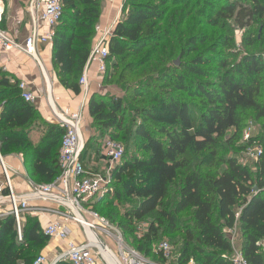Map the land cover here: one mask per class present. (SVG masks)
Segmentation results:
<instances>
[{
	"label": "trees",
	"instance_id": "1",
	"mask_svg": "<svg viewBox=\"0 0 264 264\" xmlns=\"http://www.w3.org/2000/svg\"><path fill=\"white\" fill-rule=\"evenodd\" d=\"M155 1L125 0L123 15L110 38L109 67L127 51L142 50L149 36L158 37L156 23L165 14L159 4L166 1ZM62 2L64 12L55 28L53 62L61 83L79 94V80L90 55L102 0ZM221 12L226 14L227 21L232 20L235 29L246 33L259 21L258 34L252 33L254 39L245 37L243 42L253 45L264 41V0L227 1ZM209 39H187L186 44L191 46L188 53L196 54L181 67L162 75L160 80L172 89L167 97L156 94L152 97V91H146L152 88L151 83L140 85L138 91H126L132 99L148 95L151 103L156 101L149 107H129L125 97L101 94L92 97L89 109L94 126L111 132L117 141L125 140L128 149L131 140L137 141L142 152L124 154L113 172L115 191L108 197L138 201L125 211L121 220L114 218L112 222L130 234L135 223L151 214L157 215L145 235L154 242L159 239L164 224L168 232L180 230L178 214L192 208L193 227L181 229L183 258L192 252L196 264H233V244L226 230L237 226L239 237L243 232L240 247L247 260L251 264H264V155L257 162L255 173L237 157L227 159L226 170L217 175L203 176L197 164L183 175L175 210L161 208L180 169L186 166L185 155L190 148L199 153L215 145L218 137L230 130L239 133L247 126L248 111L254 112L255 119H264V101H261L264 50L227 53L224 48L233 39L220 38L199 51L197 42ZM186 49L183 47L182 52ZM233 57L237 61L230 63ZM19 83L20 80L0 68V152H20L28 173L38 183H51L60 173L58 156L63 131L51 125L41 142L34 145L31 132L41 122V116L22 97ZM130 110L144 120L136 122L128 116ZM259 140L264 145V137ZM23 219L20 238L15 215L0 217V264H33L47 245L50 237L44 233L39 218L25 215ZM134 248L151 258L142 247Z\"/></svg>",
	"mask_w": 264,
	"mask_h": 264
},
{
	"label": "built area",
	"instance_id": "2",
	"mask_svg": "<svg viewBox=\"0 0 264 264\" xmlns=\"http://www.w3.org/2000/svg\"><path fill=\"white\" fill-rule=\"evenodd\" d=\"M5 5L0 0V46L7 52L19 50L36 57L37 46L40 43H50L54 39L55 28L61 22L64 5L62 0H29L27 12L31 20V32L25 41L16 39L6 28L2 26L5 17ZM47 27L46 35H41L40 27ZM113 28L103 31L101 25H97L95 33H98V40L93 45L84 71L80 77L79 84L81 91L88 100L90 95V67L95 64L99 74L103 75L108 71L110 55V38ZM22 97L27 102L35 101V96L28 91L26 82L19 83ZM84 108L71 113H57V122L63 131L61 147L58 156L60 173L51 183H37L29 177L30 189L27 192L19 193L14 184V176L18 172L8 166L0 154V165L4 174V190L0 193V217L8 214L15 215L18 222L19 237L22 238V216L30 210L32 201L48 202L53 206H35L37 211H51L60 217H65L79 223L85 229V241L82 243L69 242L65 251H62L54 261L67 262L69 264H98L102 257L105 264H109L98 247L95 245L87 226L99 230L102 241L111 249L116 245L119 249L120 264H191L179 263L175 260L174 247L167 241L162 240L154 249L161 261H154L144 255L140 250L126 243L120 230L113 227L110 222L101 216L94 208L88 210L85 204H95L102 198L113 195L114 181L113 172L116 166L121 163L125 146L122 142L113 139L111 136L103 137L102 150L108 160V167L105 172H87L81 161V154L85 149L83 136ZM257 127L250 123L243 132L245 144L244 156L248 160L256 162L264 155V145L257 138ZM264 189V187H263ZM237 218L240 212L237 214ZM91 217V218H90ZM43 231L50 238L67 239L70 231L66 224L54 222L43 228ZM226 232L233 244V264H251L238 246L239 232L237 226L227 229ZM264 245V243H263ZM113 250V249H112ZM48 259L40 254L33 264H47Z\"/></svg>",
	"mask_w": 264,
	"mask_h": 264
},
{
	"label": "rangeland",
	"instance_id": "3",
	"mask_svg": "<svg viewBox=\"0 0 264 264\" xmlns=\"http://www.w3.org/2000/svg\"><path fill=\"white\" fill-rule=\"evenodd\" d=\"M164 4L161 2L159 6L164 10L165 14L161 20H158L157 31L158 37L149 36L145 47L140 50L133 52H126L125 55L118 59L113 60L108 71L101 75L103 81V86L101 87L102 92L107 97H125L129 107H138L143 109L149 107L151 104H155L156 101H150L148 95L141 96L137 99H132L126 93L127 90L130 92L140 90V85H146L147 83L152 84L151 89H147V92L152 91V97L156 94L159 97H167V93L172 89L167 87L162 80V75L167 74L171 69L175 67H181L188 59L193 57L196 52L188 53L191 46L186 44V41L190 37H197L201 40L210 38L208 41L202 43L201 40L197 42V48L199 51L208 48L213 41L220 38H231L232 42L224 48L227 53H245L253 52L257 50H264V42H258L253 45H246L243 39L247 37V40L254 39L251 35H257L259 31V21L253 26L250 32L241 29H235L232 20L226 19V14L221 12L224 4L227 1H238V0H165ZM4 2V1H3ZM159 2L158 0L155 1ZM7 12V4L4 2ZM125 4V2H124ZM8 15V14H7ZM123 15V12H122ZM223 15L222 17H220ZM218 17V18H217ZM264 21V17L262 18ZM6 27V23L4 25ZM260 38V36H258ZM187 47L185 53L182 52V48ZM190 54V55H188ZM230 63L237 61V58L233 57L229 60ZM179 64H176V63ZM95 66L93 65L92 68ZM261 101H264V89L263 95L261 96ZM129 109V108H128ZM250 118L245 124L253 123L258 130L257 138L260 139L264 137V119H255L253 116V111L247 112ZM128 116L136 119V122L143 121L144 119L141 115L136 114L134 110L128 112ZM94 126V125H93ZM245 126V125H244ZM244 126L239 131V133L234 130H230L226 135L220 136L217 139L215 145L196 153L194 149L190 148L185 155L186 166L179 171V175L175 182L170 186V191L168 196L164 199L161 206L162 209H167L170 211L175 210L178 200H179V189L182 185L183 175L188 171L196 168L199 164L198 170L203 175H217L226 170L227 159L231 157H237L239 162L246 165L250 170L255 173L258 169V164L254 160H248L244 156L245 144L243 142V130ZM95 128L97 126H94ZM99 129V130H98ZM96 128L97 132H100V136H111V132L105 131L101 128ZM40 135L35 133V138H39ZM122 140L121 138H118ZM125 145V154L141 155L142 152L139 149V144L137 141L131 140L129 149L127 148V143L123 140ZM3 158L11 161L12 159L18 158L21 154L20 152L12 153H1ZM13 156V157H11ZM2 171V170H1ZM4 183V177L2 179ZM118 183V182H117ZM2 184H0V187ZM4 187V184H3ZM2 187V188H3ZM5 194V193H4ZM137 198H129L126 200L119 201L113 197H105L97 201L98 204H85L88 210L92 208L96 209L98 213L105 217L114 228L120 230L124 234L126 242L134 247H142L141 249L148 251L149 256L152 259L161 261V258L157 257L154 249L158 247V244L162 240L169 241L174 247L175 260L179 263L185 261V263H190L193 258H191V252L189 257H182L183 255V228L193 227V209L187 208L178 214L180 219V230L174 232H168L166 229V224L163 225L162 231L158 240L154 242L145 238V235L149 232V227L152 225V221L157 215H150L140 222L135 223L134 232L126 233L124 232L117 223L112 222L114 218L121 220L124 216L126 210H128L135 202ZM51 205V204H50ZM37 208V207H36ZM31 207L30 210L24 213L25 215H35L37 209ZM60 217V216H59ZM22 218V221L24 219ZM64 223L72 222V220L64 219ZM91 218V217H90ZM41 221L43 219L41 217ZM99 235L100 232L97 230ZM243 232L238 240V246L242 244ZM113 252L117 257L119 255V249L116 245H113ZM150 251V252H149ZM148 255V254H147ZM199 258V256H197ZM119 259V258H118ZM101 264H105L102 257L99 260ZM191 264H196V259L194 258Z\"/></svg>",
	"mask_w": 264,
	"mask_h": 264
},
{
	"label": "crops",
	"instance_id": "4",
	"mask_svg": "<svg viewBox=\"0 0 264 264\" xmlns=\"http://www.w3.org/2000/svg\"><path fill=\"white\" fill-rule=\"evenodd\" d=\"M28 1L29 0H8L6 3L8 13L5 14L2 24L4 28L21 42L25 41L32 27L30 16L27 12ZM124 2L125 0H102V10L97 25H101L103 31L109 28L115 29L118 20L122 17ZM5 23L6 27L4 26ZM47 31V27H40L41 35H46ZM97 40L98 33H95L92 38L91 48ZM53 53V41L50 43H40L37 46L36 57L19 50L7 52L0 46V68L20 80V82H26L28 91L32 92L35 96V101H33L32 104L37 108L41 116V122H39L31 132V139L35 146L38 145L46 135L49 126H57L59 130H62L58 125L56 112L63 114L76 112L82 108L85 102L83 127L85 149L81 154V161L87 172L104 173L109 163L102 150L103 136H100V132H97L96 128L93 126L94 119L89 109L90 98L94 94L104 95V92H102L103 90H101L103 86L102 77L100 78L97 66L93 64L95 67L92 68L93 65H91L90 95L88 100H86L83 91L77 94L61 83L54 67ZM35 133L40 135V137L35 138ZM3 160L14 171L18 172V174L14 176V184L19 193L27 192L30 189L25 177H29L37 182V180L28 173L22 154L11 161L5 158H3ZM3 177V169L0 165V184H2L0 193L1 189L3 193H7V190H4L3 187ZM31 205L33 207L53 206L48 202L42 201H32ZM35 216L39 218L42 228L54 222H61L66 224L70 231L67 239L50 238L47 245L40 251V254L47 257V264H49L50 261H54L62 251H65L69 242L82 243L85 241V229L79 223L75 221L64 223L62 217H59L54 212L46 210L37 211ZM41 217L43 222L41 221ZM98 249L106 261L112 264L110 259L103 254L102 249L100 247H98ZM111 251L113 250L111 249ZM61 264L69 263L61 262ZM98 264H101V262L99 261Z\"/></svg>",
	"mask_w": 264,
	"mask_h": 264
},
{
	"label": "bare ground",
	"instance_id": "5",
	"mask_svg": "<svg viewBox=\"0 0 264 264\" xmlns=\"http://www.w3.org/2000/svg\"><path fill=\"white\" fill-rule=\"evenodd\" d=\"M87 229H88V232L90 233V236L92 237L95 245L102 249L103 254L106 255L110 259L112 264H120V261H119L118 257L116 256V254L113 253V251H111V249L102 241L99 234L95 230L91 229L88 226H87Z\"/></svg>",
	"mask_w": 264,
	"mask_h": 264
},
{
	"label": "water",
	"instance_id": "6",
	"mask_svg": "<svg viewBox=\"0 0 264 264\" xmlns=\"http://www.w3.org/2000/svg\"><path fill=\"white\" fill-rule=\"evenodd\" d=\"M176 64H179V63L177 62ZM93 96H94V95H93ZM93 96H92V97H93ZM92 97L90 98V101H91ZM257 189H258V187L256 186V187H255V191H257ZM56 264H58V262H57Z\"/></svg>",
	"mask_w": 264,
	"mask_h": 264
}]
</instances>
